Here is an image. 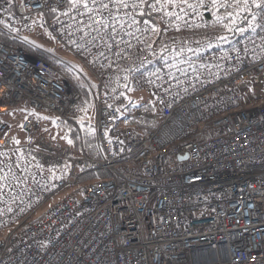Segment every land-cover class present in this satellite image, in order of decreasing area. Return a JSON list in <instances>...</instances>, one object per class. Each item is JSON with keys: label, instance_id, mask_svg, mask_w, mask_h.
Instances as JSON below:
<instances>
[{"label": "built area", "instance_id": "1", "mask_svg": "<svg viewBox=\"0 0 264 264\" xmlns=\"http://www.w3.org/2000/svg\"><path fill=\"white\" fill-rule=\"evenodd\" d=\"M88 4L0 0V31L33 50L0 40V264H264V7ZM36 31L92 78L94 155ZM17 107L71 126L77 153L37 142L35 115L12 133Z\"/></svg>", "mask_w": 264, "mask_h": 264}, {"label": "rangeland", "instance_id": "2", "mask_svg": "<svg viewBox=\"0 0 264 264\" xmlns=\"http://www.w3.org/2000/svg\"><path fill=\"white\" fill-rule=\"evenodd\" d=\"M163 1L165 2V0ZM177 3H179V0H177ZM27 40L31 42V45L36 46L39 50L48 54L50 57L56 59L60 63L62 62L64 65L67 63L75 68L76 71L70 69L67 66L73 72V74H70L69 77L80 90H86L90 98V102H88V104H86L82 110L80 106L79 121H87V123L92 125L94 121V107L92 102L93 82L91 76H89V74L77 64L74 58L63 52L61 48L57 46L49 33L45 31H36L30 35ZM251 89L252 86L247 85L245 91ZM258 92L264 93V79L262 85H260L259 89L256 90V93ZM139 96L145 97L144 94H139ZM28 115H38L36 117H38V120L40 121V129L34 134V139H36L37 142L53 150L70 154L68 136L62 127L59 125L57 126V118H55V116L47 113L35 114L27 110L25 107H17L10 108L7 112L3 113L1 117L10 127V131L14 134H17L19 133L18 128L22 120Z\"/></svg>", "mask_w": 264, "mask_h": 264}, {"label": "trees", "instance_id": "3", "mask_svg": "<svg viewBox=\"0 0 264 264\" xmlns=\"http://www.w3.org/2000/svg\"><path fill=\"white\" fill-rule=\"evenodd\" d=\"M0 40L3 43L10 44V45L21 44V45H23V47L27 51H29V52L33 51L30 46L23 44L16 39L11 38L10 36H8L7 34L1 32V31H0ZM43 56L45 58H47L51 62L52 65L59 67L63 71V73L67 75V77H69L70 74H73V72L68 67L61 64L56 59H53V58H51L45 54H43ZM80 93H81L80 106H81V108H83L86 104H88V102H90V98H89V94L86 90L82 89V90H80ZM36 116H38V115H36ZM56 124H57V126L59 125L60 127H62L65 130L69 141H71V143H69V145H68L69 146V152L74 153V154L77 153V151L79 149V142H78V134L76 133V131L71 126H69L68 124H66L60 120H56ZM79 124H80L81 130H82V137H83L85 152L89 155H94L95 149H94V141H93V132H92V127H91L92 125L87 123V121H82ZM63 166H64V164L62 163L60 165V167L62 168ZM98 176H100V174L97 171L84 170L81 172L80 177L78 179V182L81 183V182L86 181L88 179L97 178Z\"/></svg>", "mask_w": 264, "mask_h": 264}, {"label": "snow or ice", "instance_id": "4", "mask_svg": "<svg viewBox=\"0 0 264 264\" xmlns=\"http://www.w3.org/2000/svg\"><path fill=\"white\" fill-rule=\"evenodd\" d=\"M73 7H76L78 3L81 2V0H71ZM83 2V7L91 12L92 8L89 7L88 0H82ZM187 0H179V3L183 4L186 3ZM203 2V0H201ZM251 2L258 8L264 7V0H251ZM156 3L159 4L160 0H156ZM165 3L168 4H176L177 0H165ZM213 4L217 3V0H212ZM245 5L248 4V0H244ZM93 6L99 7L100 9H110V6H118L120 8H129L131 7L132 9H135L139 6L143 7H151V5L147 4V0H107V2H104V0H92ZM222 7H226L227 5L221 4ZM189 7H193V5H189ZM155 11H159L160 9H154ZM183 11V9H181ZM125 15H128V13H125ZM143 15V13H141ZM167 15L171 16L174 15L172 12H168ZM229 16H232V13H228ZM180 17H177L179 19ZM218 20L222 19L221 17H217ZM255 19V17H253ZM100 23L103 24L105 27H107V23L103 17L100 18ZM145 24H149L150 21H144ZM251 26V25H250ZM242 31V29H240ZM152 31H157V28L155 25H152ZM71 143V141H69ZM11 211V209H9Z\"/></svg>", "mask_w": 264, "mask_h": 264}, {"label": "water", "instance_id": "5", "mask_svg": "<svg viewBox=\"0 0 264 264\" xmlns=\"http://www.w3.org/2000/svg\"><path fill=\"white\" fill-rule=\"evenodd\" d=\"M187 157V155H185L184 157H182L181 159H185Z\"/></svg>", "mask_w": 264, "mask_h": 264}]
</instances>
